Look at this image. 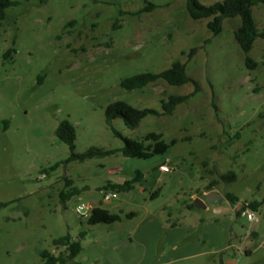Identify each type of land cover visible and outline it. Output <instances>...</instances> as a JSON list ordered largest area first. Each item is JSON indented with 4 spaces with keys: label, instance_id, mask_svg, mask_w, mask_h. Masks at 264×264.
<instances>
[{
    "label": "rangeland",
    "instance_id": "rangeland-1",
    "mask_svg": "<svg viewBox=\"0 0 264 264\" xmlns=\"http://www.w3.org/2000/svg\"><path fill=\"white\" fill-rule=\"evenodd\" d=\"M14 1L0 21V202L9 203L0 208V264H44L45 250L66 252L54 240L69 233L83 250L64 264H264V204L252 210L258 221L242 216L247 203L264 200V39L249 54L253 69L235 38L241 17L226 18L214 35L211 19H193L186 0ZM252 10L264 31V4ZM176 62L186 64L191 82L121 85ZM172 95L188 97L173 114L148 115L136 129L117 118L121 136L107 124L106 109L118 100L162 113ZM66 119L79 153L123 148L126 138L150 132L176 143L150 159L117 153L68 162L69 147L56 135ZM137 171L144 177L134 189L104 200L109 182ZM230 171L237 180L222 181ZM215 180L217 191L239 199L225 196L219 204L230 209L219 219L215 208L188 207ZM81 203L122 219L91 225L76 213ZM175 222L180 229L172 232ZM225 243L223 254L191 256Z\"/></svg>",
    "mask_w": 264,
    "mask_h": 264
},
{
    "label": "trees",
    "instance_id": "trees-1",
    "mask_svg": "<svg viewBox=\"0 0 264 264\" xmlns=\"http://www.w3.org/2000/svg\"><path fill=\"white\" fill-rule=\"evenodd\" d=\"M45 1V0H43ZM263 3L264 0H223L222 2H216L211 5H204L199 0H186L187 10L190 16L195 20L211 19L208 22V27L214 33L219 35L223 30V22L226 18L241 17V25L235 31V38L240 45L241 49L247 54L246 63L250 68H256L258 63L249 56L250 52L254 48L255 42L258 38L264 39V31H261L256 23L253 15L252 7L255 4ZM18 2L14 0H0V21L4 20L7 16V9L17 5ZM151 4L147 9L153 8ZM9 50L7 53H9ZM195 50L191 52L193 55ZM160 79H164L171 85H184L192 81V78L187 73L186 64L182 62H176L171 68L164 70L160 73L154 72H142L126 78L122 81L121 85L124 89L134 90L144 88L147 85L154 83ZM187 96L172 95L168 100H163L164 111L159 113L154 109H139L135 106L127 103L123 100H118L110 104L106 109V121L108 126L119 136L120 132L114 127V121L117 118H122L126 127L129 129H136L140 123L148 115H170L173 114L178 105L183 103ZM57 137L64 141L70 150V161H86L95 157H105L108 155H114L122 153L126 157L150 159L155 155L166 153L171 144H175L176 140L168 143L164 139V135L161 133L150 132L143 139H125V146L119 149H102V148H90L86 152H77V133L75 126L69 120H63L60 122L56 129ZM144 177L143 172L137 171V174L131 179L125 180L122 183L109 182L107 187L112 188L115 191H130L134 189L135 184L141 182ZM224 182H234L237 180V174L234 171H230L227 174L221 176ZM72 185V181H69ZM219 183L215 180L209 184L208 190H212ZM160 194V190H156L152 193L151 198H155ZM225 196L233 203L236 204L239 199L232 193H226ZM9 203L0 202V208L7 206ZM264 204V200H254L247 203L244 209H250L257 211ZM190 208H195L194 202L189 204ZM240 214V213H239ZM133 214H129L131 216ZM122 219L118 213H113L109 209L102 206H96L93 208L92 213L88 217V223L91 225L106 223L113 224L116 221ZM86 231L80 233V238H85ZM54 245L57 247L65 248L66 252L56 255L48 250L42 253V259L44 264H64L68 260L76 258L83 250V244L81 239L75 240L69 233L54 240ZM249 253V252H248ZM66 254V255H65ZM78 264V263H76Z\"/></svg>",
    "mask_w": 264,
    "mask_h": 264
},
{
    "label": "crops",
    "instance_id": "crops-1",
    "mask_svg": "<svg viewBox=\"0 0 264 264\" xmlns=\"http://www.w3.org/2000/svg\"><path fill=\"white\" fill-rule=\"evenodd\" d=\"M125 181V180H124ZM124 181H116V183H122V182H124ZM212 190H214V191H217L215 188L214 189H212ZM212 190H208V189H205L204 191H203V193L200 195L199 193H194L193 195H192V198H194V199H196V198H198V197H202L204 194H206V193H208L209 191H212ZM217 192H219V191H217ZM114 200V199H113ZM113 200H111V201H113ZM111 201H108V202H111ZM190 204V203H189ZM189 204H188V207H189ZM217 206H221L220 208H218ZM225 205L223 204V205H221V204H217V205H215V204H213V205H208V207H207V209H209V208H215V210H216V212H215V216H216V218L217 219H219V217L221 216V214L222 213H224L222 210H224L223 209V207H224ZM228 205H226V207H227ZM94 207H96V206H94ZM229 207V206H228ZM195 220L197 221V222H195V224H196V228H197V226L198 225H202V220H200V218H199V216L197 217H195ZM179 223L180 222H175V223H172L171 224V228H170V231H172V232H174V231H176V230H179L180 228V225H179ZM172 250H174V251H178L179 249H180V247H181V242L178 240V241H175L174 239H173V242H172ZM229 247H231V245L229 244V245H227V243H225L222 247H220V248H217V249H214V250H212V251H207V250H204V251H196V252H194L191 256H200V255H208V254H211V253H224V252H226V250L229 248ZM169 248V247H168ZM171 249V248H170ZM170 249H168V251L170 250ZM167 252V251H166ZM66 255V254H65Z\"/></svg>",
    "mask_w": 264,
    "mask_h": 264
},
{
    "label": "built area",
    "instance_id": "built-area-1",
    "mask_svg": "<svg viewBox=\"0 0 264 264\" xmlns=\"http://www.w3.org/2000/svg\"><path fill=\"white\" fill-rule=\"evenodd\" d=\"M160 170L164 171V172H170L171 168L167 164H162L160 166ZM117 197H118V193L115 190L104 192V200L105 201H111ZM93 208L94 207L90 204L81 203L76 207V213L79 216H85V217L88 216L89 217L90 214L92 213ZM242 216L247 217V219L250 221H258L259 220L257 215L250 209L243 210Z\"/></svg>",
    "mask_w": 264,
    "mask_h": 264
},
{
    "label": "water",
    "instance_id": "water-1",
    "mask_svg": "<svg viewBox=\"0 0 264 264\" xmlns=\"http://www.w3.org/2000/svg\"><path fill=\"white\" fill-rule=\"evenodd\" d=\"M225 199V196L221 193V192H217V191H209L208 193L204 194L202 197H198L194 200V204L195 207L198 209H206L208 207V205L210 204H219L220 201H223ZM218 208H220L221 206H217ZM224 210H222L223 212H225L226 209H230V207H223ZM216 212V210H215Z\"/></svg>",
    "mask_w": 264,
    "mask_h": 264
}]
</instances>
